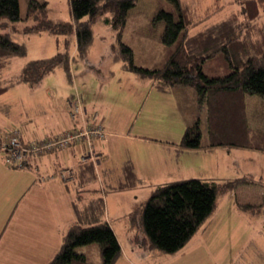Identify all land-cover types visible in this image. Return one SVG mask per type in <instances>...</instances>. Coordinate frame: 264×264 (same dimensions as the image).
Returning <instances> with one entry per match:
<instances>
[{"label": "trees", "instance_id": "trees-1", "mask_svg": "<svg viewBox=\"0 0 264 264\" xmlns=\"http://www.w3.org/2000/svg\"><path fill=\"white\" fill-rule=\"evenodd\" d=\"M138 1L71 0L69 19L54 20L48 15L46 2L30 0L21 19L18 0H0V95L19 84L34 88L56 70H62L72 83L71 68L77 62L87 63L94 40L93 25L103 17L115 36V44L110 46L111 61L120 63L123 72L153 80L161 92L175 87L195 91L206 112L207 148L264 152V135L249 131L244 104L245 95L264 99V0H227L226 4L212 0L214 8H205L207 14L202 18L200 11L195 13L181 0H167L176 14L160 9L152 17V25H164L160 41L165 53L150 69L135 65L133 51L121 41L127 15ZM18 22L24 25L19 28ZM191 28L196 32L191 33ZM8 29L23 35L53 36L57 51L50 57L26 62L16 75L6 77L11 59L27 52L25 44L14 41ZM179 149H203L198 120L185 128ZM124 168L133 175L129 164ZM91 175L95 179L93 170ZM240 180L244 179L225 183L188 179L157 185L142 209L131 212L130 229L134 230L139 218L150 247L174 254L211 215L218 194L234 188ZM260 207L239 206L242 211ZM94 244L100 247L101 261L76 252L78 247ZM119 252L116 235L105 220L103 199L98 198L77 212V222L64 232L60 248L46 264H113Z\"/></svg>", "mask_w": 264, "mask_h": 264}, {"label": "rangeland", "instance_id": "rangeland-1", "mask_svg": "<svg viewBox=\"0 0 264 264\" xmlns=\"http://www.w3.org/2000/svg\"><path fill=\"white\" fill-rule=\"evenodd\" d=\"M18 1L20 17L24 19L30 0ZM37 1L41 4L44 2L47 3L49 9L48 15L50 18L54 20L69 19V4L71 0ZM181 1L184 5H187L189 9L195 11V13L196 11H200L199 14L201 18L202 15L204 16L207 14V12L204 13L205 11H203L205 8H207V11L214 8L211 6L212 0ZM226 2L227 0H222L220 4H226ZM160 9L176 14L173 6L169 4L167 0H139L136 6L130 10L127 15V22L122 33L121 41L133 51L134 63L139 67L150 69L160 63L164 56V45L160 41L164 25L162 22L156 23V25H152L151 23L152 17ZM262 14H264V12ZM220 15L222 16L224 14L222 13ZM212 20L214 21V19ZM16 25L21 28L24 23L18 22ZM92 30L94 40L87 55V63L77 62L74 63L71 68L72 81L74 84L66 79L62 70H56L54 73L45 77L43 81L34 88H29L24 84L17 85L13 91L4 97L6 103L9 104L10 101H12V103H17V109H27L29 106L28 104L32 103L34 109H32L33 113L30 115L29 119L44 123V127L50 129L49 132L59 131V121L66 120L65 108H67L68 104L67 97L71 96L76 89L79 92L77 93L81 98L80 101L82 102V106H84V100L88 104L92 103L93 108L100 111L104 117V126H106V128L112 120H115L121 126V130L119 131L123 133L159 141H170L180 139L185 128L198 120L202 133V142L206 140L204 108L202 105H199L197 98L194 97L196 93L193 89L188 87H175L172 92L168 91L161 93L153 88L150 92L151 82L149 80L137 77L131 73H125L120 69V63L111 61L113 56L110 54V46L115 44V36L113 32H111L110 27L105 24L103 17L93 25ZM3 31L6 32V30ZM7 32L14 41L24 43L27 52L23 57L11 59L10 65L4 73L6 77L16 75L26 62L50 57L57 51L56 39L53 36L47 34L23 35L10 32L9 29ZM72 98L69 101L71 104L73 103ZM249 98L252 99H248L246 104L249 110L248 116L250 121L251 117L253 120V125L251 127L264 135V99L256 95L250 96ZM42 110L45 112L43 113ZM113 112L115 113L113 115L114 119L109 121L111 118L110 115ZM16 124L19 128H24V125H21L20 122L17 121ZM4 129L5 128L0 127V135L5 131ZM46 132L48 131L43 130V133ZM35 133L44 135L42 132L38 131H35ZM111 139L120 143L122 142V147L121 145L115 146L118 147V149L114 152L115 155L118 154L120 156L123 154L121 149H124L128 157H130L132 151L140 154L141 152L139 151L143 148L142 145H145L143 143L137 144L135 141H129L131 145L127 142V145L123 147V140H120L119 136L117 138L112 137ZM143 153H145V151H143ZM89 154L90 153H88V155L85 154L84 156L90 157ZM91 155L94 157L91 156L92 159L88 158L84 162H81L80 158L77 165L81 164L80 166L89 167L91 166L90 163L94 164L96 159L95 154L92 153ZM244 155V152L235 151L230 157L233 163H227L226 166H234L230 179L245 174H248L251 178L244 177V180L238 181L234 188L229 189L236 190L237 188L236 191H230L219 197L217 203V209L219 211L216 213L217 216L222 214L227 215L229 212L228 218L231 217V215L233 216L231 206L234 200L242 205L249 202L251 204L250 206L264 203V155L258 154L257 156L252 155L250 157ZM1 156L2 154L0 153V158ZM127 164L131 166L130 161H127L125 165L127 166ZM77 168L67 167L61 170L67 182L74 180ZM123 173V178L117 181L116 186L120 183V188H128L138 183L135 176L125 170H123ZM104 175L102 176L104 188L106 193H110V189L115 187V181L113 180L110 183ZM100 178V175L97 176V185L101 190ZM88 180L89 177L85 182ZM245 180L247 182H244ZM255 180L260 182L254 183ZM107 182L109 184H105ZM149 197L150 196H140V199L134 203L136 205L134 210H141L146 202L144 198ZM139 212L137 213V217ZM238 216L239 215L236 216L238 223L240 220L242 221L240 226L243 231L242 238L249 240V242L252 241V243H239V247L241 246L243 248V251L240 253H238L239 250L233 253V247L236 246L238 249L237 244H220V249L213 253L214 255H220V260H217V262L219 264H230L231 262L234 264V262L237 261L236 264H251L252 260V264H255L257 261H264L263 252L260 249L264 247V240L261 245L257 244L260 242L259 238L264 239V214L261 216L262 219H249L244 215H242V217ZM231 219L234 218L232 217ZM133 227L136 236L133 238L130 237L132 238L131 241H128L131 231L128 226V221L121 222L119 226L115 227L119 239L120 252L113 264H118L120 258H125L132 264H185L186 259H180L178 255L165 254L152 249L149 245L148 238L139 224V218H137ZM130 245L132 249H139L140 254L137 255V253L132 252ZM92 246H94L92 248L95 249H90L88 254L86 252L87 246L76 248V252L86 253L93 261H101L99 245L94 244ZM252 249L254 251H252ZM239 254L241 258H239ZM250 257L251 259H247ZM211 264L213 263L211 262Z\"/></svg>", "mask_w": 264, "mask_h": 264}, {"label": "crops", "instance_id": "crops-1", "mask_svg": "<svg viewBox=\"0 0 264 264\" xmlns=\"http://www.w3.org/2000/svg\"><path fill=\"white\" fill-rule=\"evenodd\" d=\"M190 32H196L195 28H191ZM147 80L151 82L150 92L153 88L161 92L155 87L153 80ZM15 87L0 95V127L5 128V131L6 129L16 128L20 131L23 139L29 141L33 138H43L62 133L65 130L83 127L82 118L72 119L69 116V101L74 93L78 92L76 89L71 96L67 97L66 120L59 121L60 130L49 132L50 129L44 127V123L29 119L33 113L32 109H34L32 103L28 104L27 109H17L18 104L12 103V101L9 104L6 103L4 97L13 91ZM173 89L169 91L172 92ZM194 97L197 98L195 94ZM249 97V95L244 96L246 121L249 131L257 132L255 128L251 127L253 125L252 117L250 121L248 116L249 110L246 103L248 99H252ZM92 105V103L88 104L84 100V119L91 123L92 117L96 116L94 124L102 123L106 136L103 140L94 141L92 153L95 154L96 159L94 164L90 163L91 166L89 167L80 166L81 164L77 165L80 158L88 154L83 143L75 146L71 145L66 150L55 151L39 158L29 157L23 166L17 168H10L5 164L3 153L0 150L2 154L0 158V264H46L60 248L64 232L77 222V212L98 198L103 199L105 220L113 229L119 243L115 227L119 226L121 222L128 221L130 228L129 216L136 206L135 201L140 199V196H151L157 185L188 179L214 180L225 183L244 177L251 178V176L245 174L230 179L234 166L227 167L226 165L227 163H233V160L230 159L231 154L235 151H241L244 152L246 157L257 156L258 154L264 155V152L250 149L207 148L209 144L207 126L204 142H202L201 133V145L203 147L201 150L179 149L182 136L178 140L170 141L131 136L119 131L121 126L117 121L112 120L114 119V112L110 115L109 121H112L106 128L104 117ZM42 112L45 111L42 110ZM204 113L206 125L205 109ZM14 120L24 125V128H19L16 124L17 121ZM43 130L48 132L43 133ZM35 131L42 132L44 135L35 133ZM118 136L120 140H123V147L127 145V142L130 144L129 141L145 144L142 145L141 150L138 148L141 153L137 154L132 151L130 157H128L124 149H121L123 154L121 156L115 155L114 152L118 149L115 146L121 145L122 147V142L113 141L111 138H117ZM127 161H130L132 174L138 183L132 187L120 188V183L117 186L116 184L124 176L123 170H126L124 167ZM67 167H78L76 177L71 182H67L60 176L61 170ZM92 170L95 174L93 180ZM99 175L101 176L102 193L97 185V176ZM103 175L110 183L113 180L115 181V187L110 189V193L105 191ZM88 177L89 180L85 182ZM256 182L258 180L254 181V183ZM236 190L219 193L215 208L205 223L196 231L184 248L171 255H178L180 259H186L185 264H211V262L219 264L217 260H220V255H214L213 253L220 249V244H237L238 249L235 246L232 250L233 253L237 250L240 253L243 248L239 247V243H252V241L249 242V240L242 238L243 231L240 227L242 221L240 220L238 223L236 216L242 217L244 215L249 219H262L264 203L259 204L261 206L259 209L242 211L239 208L242 204L234 200L231 206L233 216L231 215L228 218L230 212L227 215L217 216L216 214L219 211L217 209L219 197ZM147 199L144 198L145 201ZM244 205L251 204L248 202ZM232 217L234 219H231ZM134 236L135 232L131 230L128 241H131ZM259 239L260 242L257 244L261 245L264 239ZM92 247L94 246L86 248L87 254L90 249H95ZM130 247L132 249L131 245ZM260 249L264 257V247ZM252 251L254 250L252 249ZM132 252L137 253V255L140 254V250L136 248L132 249ZM239 258H241L240 254ZM247 259H251V257ZM123 263L132 264L125 258H120L118 264ZM255 264H264V261H257Z\"/></svg>", "mask_w": 264, "mask_h": 264}, {"label": "built area", "instance_id": "built-area-1", "mask_svg": "<svg viewBox=\"0 0 264 264\" xmlns=\"http://www.w3.org/2000/svg\"><path fill=\"white\" fill-rule=\"evenodd\" d=\"M73 103H70V117L76 119L82 118L83 127L73 128L62 133L45 136L43 138H33L25 141L20 131L16 128H11L4 131L0 135V150L3 153V159L8 167H17L24 164L29 157L39 158L43 155L50 154L54 151H62L69 148L71 145L83 143L90 157H81V162L88 158L92 159L93 143L96 140H103L106 136L102 123L94 124L96 116H93L91 123L85 119V110L82 106L81 98L75 92ZM88 155V154H87ZM92 156V157H91ZM62 179H65L63 172L60 174Z\"/></svg>", "mask_w": 264, "mask_h": 264}]
</instances>
